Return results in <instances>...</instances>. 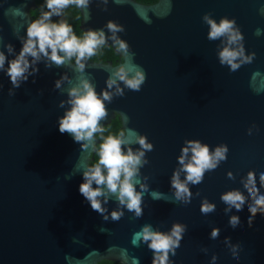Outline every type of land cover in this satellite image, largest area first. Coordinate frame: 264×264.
I'll list each match as a JSON object with an SVG mask.
<instances>
[{"label": "water", "instance_id": "water-1", "mask_svg": "<svg viewBox=\"0 0 264 264\" xmlns=\"http://www.w3.org/2000/svg\"><path fill=\"white\" fill-rule=\"evenodd\" d=\"M37 1L0 0V51L9 60L22 47ZM79 11L82 32L103 29L107 37L109 20L122 25L124 31L117 35L130 54L117 51L108 39L104 46L121 59L116 65L88 60L81 72L73 61L51 68L41 61L39 72L13 89L12 96L10 80L0 71V264H152V251L136 234L146 224L168 232L174 223L186 225V231L176 254L170 253L172 264H213L214 255V264H264V215L257 214L249 227L247 203L239 212L225 213L227 205L220 199L233 189L247 196L241 179L250 170L264 194L259 184L264 173V0H108L106 5L90 0ZM206 13L217 22L235 19L245 54L255 53L251 63L236 71L219 63L221 41L207 38ZM8 44L14 54H8ZM123 63L138 65L145 82L139 91L121 83L124 94L105 101L108 115L100 123L105 128L119 116L130 140H135L133 132L144 135L153 149L146 151L148 163L135 181L137 191L141 183L148 185L142 216L111 196L104 205L105 221L79 192L82 172L97 152L61 134L58 119L70 107L69 88L88 79L100 94ZM64 74L69 80L57 89L55 81ZM185 140H199L211 149L228 147L226 160L206 172L200 184H189L193 195L188 204L175 199L170 185ZM93 143L101 141L96 136ZM205 198L216 205L212 213L200 211ZM112 210L124 214L113 221ZM231 215L240 217L236 228L229 224ZM214 227L220 231L212 239ZM225 237L238 246L239 259L233 258Z\"/></svg>", "mask_w": 264, "mask_h": 264}, {"label": "clouds", "instance_id": "clouds-1", "mask_svg": "<svg viewBox=\"0 0 264 264\" xmlns=\"http://www.w3.org/2000/svg\"><path fill=\"white\" fill-rule=\"evenodd\" d=\"M102 2L106 5L108 0H102ZM73 5L82 10L89 7L90 0H45L47 11H43L38 19L28 25L26 37L21 38L20 51L14 54L13 46L11 44L6 46L8 54H14V58L9 60L5 53L0 51V71H3L10 80L12 85L8 91L10 96L15 94L13 89L19 88L22 82H26L30 76L39 72L37 65L41 61L45 63L46 68H51L53 64L61 66L66 61L72 63L75 58L74 65L83 72L85 62L94 57L97 50L107 44L108 39L112 41V46L117 51H123L126 56L130 54L127 42L117 35L124 31V28L113 20H109L105 25L111 33L110 36L106 37L103 29L89 28L84 31L82 38L75 34L73 27L65 20L52 21L53 16H62L64 10ZM202 20L209 28L207 38L211 41H221L217 52L221 65L228 66L230 71H236L241 65L253 61L255 53L245 54L243 35L235 19L222 17L217 22L211 14L206 13ZM256 34H260L259 29ZM6 63L7 68H5ZM126 64H121L109 76L106 80V90H102L100 94L88 79H81L77 86L69 88V98L66 103L70 107L58 119L61 134L68 133L75 142L81 144V147L91 145L97 152L98 162L87 166L82 172L83 182L79 185V192L90 204L92 210L103 216L105 221L109 219V216L105 214L108 210L104 205L108 203L111 196H115L118 205L134 212L136 217L142 216L143 193L148 191L146 183L139 185L140 191H137L135 183L140 175V169L148 163L145 158L146 151L153 149V145L147 141L146 136L133 132L135 136L133 141L128 137V130L124 129L118 135L103 137L98 147L93 143L96 134L104 132L100 122L108 115L105 101L111 102L113 96L124 94L121 83L130 90L139 91L145 82V72L138 65L126 67ZM68 80L67 74L62 75L55 81V87L61 88L62 83ZM64 104L65 101H61L60 107ZM248 132L251 134L252 129L249 128ZM132 143L140 147L133 150L130 146ZM227 153L228 147L224 144L211 149L208 144L199 140H185L181 154L177 157L179 166L170 178L175 199L184 204L190 203L193 194L189 184H200L206 172L216 169L220 162L226 160ZM181 173L184 174L183 179H181ZM227 175L234 179L232 172H228ZM144 179L147 180V177ZM241 183L247 191V196L240 190L233 189L224 192L220 199L227 205L224 209L225 213L233 208L239 212L247 203V210L250 213L248 226L251 227L257 214L264 215V194L260 193L256 174L251 170L245 178L241 179ZM259 184L264 187V173L259 174ZM215 209L216 205L206 198L200 205L202 214L212 213ZM123 214L122 210H112L111 220L118 221ZM229 224L232 228H236L240 224V217L231 215ZM185 231L186 225L181 223H174L168 232L153 230L151 225L146 224L136 235L142 242L147 243V247L152 251V264H172L169 258L170 253L176 254ZM219 231V228H212L210 237L217 238ZM225 243L229 246L233 258L239 259L238 246L230 244L229 237H225ZM202 250L207 252V249ZM216 259L214 255L213 264Z\"/></svg>", "mask_w": 264, "mask_h": 264}, {"label": "trees", "instance_id": "trees-1", "mask_svg": "<svg viewBox=\"0 0 264 264\" xmlns=\"http://www.w3.org/2000/svg\"><path fill=\"white\" fill-rule=\"evenodd\" d=\"M136 1L142 4H155L159 0H136ZM43 11H47V8L45 7V0H38L37 9L34 12H32V16L34 20L38 19ZM60 20H65L73 27V30L78 37L80 38L83 37L84 32L80 30V22H81L80 11L74 5L66 8L62 16L52 17V21L54 22H59ZM90 60L93 62H100V63H107L111 61L113 62L114 65H116L119 61H121L120 57L115 53L114 49L112 47H106V46H102L101 48H99L97 50V54L94 57H92ZM72 61L75 63V58H73ZM120 131H123L122 123L120 117L117 116L116 119H114L110 125L104 128L103 133L96 134V136L102 142L103 137H106L108 135H118ZM93 157L95 161L92 162L91 165L98 162L97 153ZM99 264H119V263L103 261Z\"/></svg>", "mask_w": 264, "mask_h": 264}]
</instances>
